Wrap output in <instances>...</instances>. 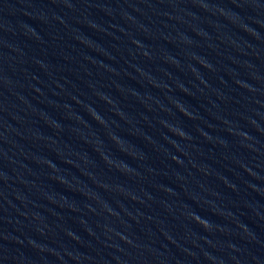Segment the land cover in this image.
Instances as JSON below:
<instances>
[{
    "label": "water",
    "instance_id": "95a60500",
    "mask_svg": "<svg viewBox=\"0 0 264 264\" xmlns=\"http://www.w3.org/2000/svg\"><path fill=\"white\" fill-rule=\"evenodd\" d=\"M0 264H264V0H0Z\"/></svg>",
    "mask_w": 264,
    "mask_h": 264
}]
</instances>
